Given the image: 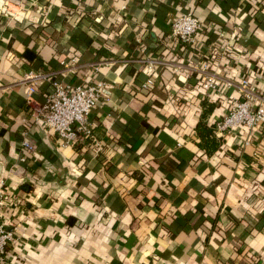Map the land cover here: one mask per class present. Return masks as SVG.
Listing matches in <instances>:
<instances>
[{"label": "crops", "instance_id": "1", "mask_svg": "<svg viewBox=\"0 0 264 264\" xmlns=\"http://www.w3.org/2000/svg\"><path fill=\"white\" fill-rule=\"evenodd\" d=\"M19 2L20 18L0 14V221L13 233L0 264H264V130L237 126L207 154L195 129L203 115L214 128L243 78L264 99V0ZM179 12L201 21L192 47L170 35ZM142 48L165 63L151 73ZM205 58L210 88L192 68ZM33 74L48 77L29 92ZM97 79L89 132L65 145L36 110L53 80Z\"/></svg>", "mask_w": 264, "mask_h": 264}, {"label": "built area", "instance_id": "2", "mask_svg": "<svg viewBox=\"0 0 264 264\" xmlns=\"http://www.w3.org/2000/svg\"><path fill=\"white\" fill-rule=\"evenodd\" d=\"M25 8L19 0H0V14L18 19L23 16ZM201 21L191 12H179L170 24L171 37L179 40L182 44L192 47L197 40V34L201 29ZM228 50L227 48L224 51ZM142 56L138 61L151 71L163 65V58L154 56L141 49ZM74 63L77 61L72 59ZM132 61V59L128 60ZM107 61H104L106 63ZM68 71L74 72L76 66L68 62H61ZM102 63L90 64L93 70L97 71ZM192 68L202 73L201 83L203 87H214V79L209 73L211 60H204L192 65ZM48 77L46 74H33L27 76V80L32 85L29 92L34 91V84ZM153 84L152 76H149L143 86L148 87ZM106 83L103 79H97L86 85L63 80H53L51 90L47 94L44 103L36 110L38 120H40L48 132L56 134L65 145L72 144L79 132L88 133V115L105 95ZM240 98L234 100L227 113L216 123L214 131L217 135L223 136L224 132L231 131L237 126H245L252 129L259 125L264 130V99L247 78L240 80ZM22 144L28 149H32V144L23 139ZM6 191L4 182L0 183V207L4 205ZM13 240L12 230H8L0 221V263L3 260L7 245Z\"/></svg>", "mask_w": 264, "mask_h": 264}, {"label": "trees", "instance_id": "3", "mask_svg": "<svg viewBox=\"0 0 264 264\" xmlns=\"http://www.w3.org/2000/svg\"><path fill=\"white\" fill-rule=\"evenodd\" d=\"M211 108L212 106H209L207 111L211 110ZM204 117V115L201 117L195 129L200 138L199 145L206 150L207 154H211L221 147L224 139L223 136H218L215 133L213 126L209 125L208 122L204 120Z\"/></svg>", "mask_w": 264, "mask_h": 264}]
</instances>
